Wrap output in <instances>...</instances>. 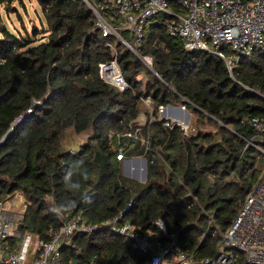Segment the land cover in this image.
Segmentation results:
<instances>
[{"label": "trees", "instance_id": "trees-1", "mask_svg": "<svg viewBox=\"0 0 264 264\" xmlns=\"http://www.w3.org/2000/svg\"><path fill=\"white\" fill-rule=\"evenodd\" d=\"M14 1L0 0V140L14 127L0 144V201L12 204L19 193L24 231L35 238L60 228L59 211L97 227L76 236L75 264L94 254L102 264H141L145 256L103 225L120 211L166 240L162 220L185 251L214 257L264 175V152L249 143L254 130L243 122L264 120V50L230 72L222 58L185 49L152 22L134 52L102 34L83 0H34L43 28L13 31L1 10L8 15ZM146 54L158 75L141 60ZM114 58L126 90L100 77L99 64ZM170 104L190 112L189 136L158 118ZM121 152L145 158V182L123 174Z\"/></svg>", "mask_w": 264, "mask_h": 264}, {"label": "built area", "instance_id": "built-area-1", "mask_svg": "<svg viewBox=\"0 0 264 264\" xmlns=\"http://www.w3.org/2000/svg\"><path fill=\"white\" fill-rule=\"evenodd\" d=\"M83 1L95 14L96 26L102 34L116 36L134 52L135 46L144 39L150 22L161 23L169 36L181 39L185 49L202 50L222 58L230 72L242 56L264 50V0ZM123 31L126 38L121 35ZM141 60L158 75L153 69L151 54L141 56ZM99 74L120 90L130 86L116 58L100 63ZM145 103L151 106L149 98ZM158 118L172 126L180 125L184 133L190 135V112L184 104L160 105ZM146 122L147 119L144 124ZM243 122L254 130L249 143L264 152V120L255 116L245 118ZM123 136L133 137L134 134L127 132ZM117 157L122 159V152ZM19 197L17 193L9 205L0 201V264H75V255L79 252L76 236L90 234L97 227L80 216L65 218L59 211L63 218L60 228L51 226L45 238H35L24 231V225L22 229L18 228L24 212L13 205ZM156 224L166 235V240L143 233L124 216V211L103 222L145 256L141 264H264V175L225 232L214 257L196 258L176 243L174 234H168L162 220ZM89 262L102 264L101 255H92Z\"/></svg>", "mask_w": 264, "mask_h": 264}, {"label": "rangeland", "instance_id": "rangeland-1", "mask_svg": "<svg viewBox=\"0 0 264 264\" xmlns=\"http://www.w3.org/2000/svg\"><path fill=\"white\" fill-rule=\"evenodd\" d=\"M1 11L3 21L13 31L20 30L24 33L27 32L30 34L33 25H36L39 29L42 27L41 19H44V16L42 15L40 6L34 0H23V4L18 0H15L10 6V12L8 15L3 9ZM145 118L146 117L142 115L140 117V122L144 124L146 121ZM139 157L142 156H135L129 159L122 158L121 160L123 174L141 181L144 178L143 169L145 168V164L143 159ZM131 167H133L132 170ZM13 206L15 209L22 211L25 206L23 198L21 196L17 198Z\"/></svg>", "mask_w": 264, "mask_h": 264}, {"label": "water", "instance_id": "water-1", "mask_svg": "<svg viewBox=\"0 0 264 264\" xmlns=\"http://www.w3.org/2000/svg\"><path fill=\"white\" fill-rule=\"evenodd\" d=\"M188 117H189V115H188ZM13 129H14V127H12L5 135H4V137L0 140V144L1 143H3V142H5L6 140H7V138L10 136V134H11V132L13 131ZM139 158H141V159H143V161H144V164H145V169H144V178L141 180L142 182H145L146 181V178H147V163H146V160H145V158L143 157H139ZM23 225H24V223L23 222H20L19 224H18V228L19 229H22L23 228Z\"/></svg>", "mask_w": 264, "mask_h": 264}, {"label": "clouds", "instance_id": "clouds-1", "mask_svg": "<svg viewBox=\"0 0 264 264\" xmlns=\"http://www.w3.org/2000/svg\"><path fill=\"white\" fill-rule=\"evenodd\" d=\"M75 187H79V185H75Z\"/></svg>", "mask_w": 264, "mask_h": 264}]
</instances>
